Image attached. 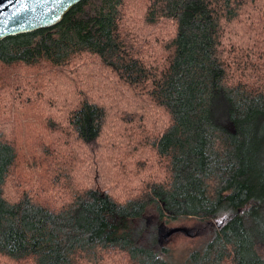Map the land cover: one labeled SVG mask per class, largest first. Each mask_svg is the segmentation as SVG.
I'll return each mask as SVG.
<instances>
[{
  "label": "trees",
  "instance_id": "trees-1",
  "mask_svg": "<svg viewBox=\"0 0 264 264\" xmlns=\"http://www.w3.org/2000/svg\"><path fill=\"white\" fill-rule=\"evenodd\" d=\"M89 68L97 82L64 116L58 105L48 113L35 184L17 172L2 97L0 264H169L157 234L139 243L151 207L164 221L215 224L185 264H264V0H83L58 25L0 42L2 93H38L41 78L57 85ZM108 96L126 108L128 138L151 152L132 172L147 183L127 198L106 180L78 188L64 177L71 152L99 143L116 117Z\"/></svg>",
  "mask_w": 264,
  "mask_h": 264
},
{
  "label": "rangeland",
  "instance_id": "rangeland-1",
  "mask_svg": "<svg viewBox=\"0 0 264 264\" xmlns=\"http://www.w3.org/2000/svg\"><path fill=\"white\" fill-rule=\"evenodd\" d=\"M3 74L7 77V73ZM96 75L97 72L91 68L87 70L86 75L82 76H78L76 70H73L71 75L58 77L57 85L52 77L41 78L38 83L41 86L40 89L37 88L38 93H33L31 87L24 86L23 88L21 84L18 89L5 88L4 93L0 92L2 95L0 105L2 97H7L5 102L8 105L7 120L10 124L3 126L6 129L4 132L6 134L10 132L19 144L20 163L17 172L21 181L35 184V180L42 176L40 167L36 165L40 158L37 145L39 142L48 143L47 139L52 135L47 127L51 117L48 113L54 105H58L62 112L61 115L64 116L70 106L75 104V96L80 93L83 84L92 87L97 82ZM29 78L33 79L32 76ZM63 97L67 98V104L63 101L58 102L63 100ZM50 100L54 103H49ZM105 101L114 103L112 96L106 97ZM113 105V113L116 117L111 116L102 139L89 149H74L71 152L69 169L64 177L73 178L74 187L78 186V188L83 187L87 181L101 184L106 180L108 181L106 184H112L111 191L118 198H127L131 195L130 191H135L147 183L146 177L139 176L138 178V175L132 172L141 173L148 168L147 159L151 152L148 148H143L142 142L135 143V138H128L129 125L118 121L126 108L117 103ZM119 109L123 111L120 113ZM159 122L162 124L161 121ZM59 134H55L58 137L56 140H63L64 138ZM65 140L71 139L68 137ZM71 143L68 142V144ZM120 181L127 182L125 189H122L124 185L119 184ZM214 225L201 223L196 219L164 221L157 208L151 207L142 220L137 234L140 244L148 242L152 233L157 234L158 241L154 249L159 256L168 260L169 264H185L192 251L202 249L210 240ZM261 253L264 256V248L261 249Z\"/></svg>",
  "mask_w": 264,
  "mask_h": 264
},
{
  "label": "water",
  "instance_id": "water-1",
  "mask_svg": "<svg viewBox=\"0 0 264 264\" xmlns=\"http://www.w3.org/2000/svg\"><path fill=\"white\" fill-rule=\"evenodd\" d=\"M83 0H0V42L50 29Z\"/></svg>",
  "mask_w": 264,
  "mask_h": 264
}]
</instances>
